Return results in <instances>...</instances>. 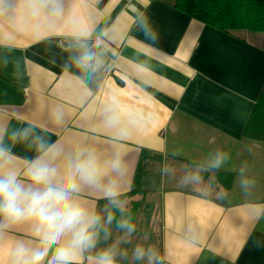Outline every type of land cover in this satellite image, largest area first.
Masks as SVG:
<instances>
[{
	"label": "crops",
	"instance_id": "1",
	"mask_svg": "<svg viewBox=\"0 0 264 264\" xmlns=\"http://www.w3.org/2000/svg\"><path fill=\"white\" fill-rule=\"evenodd\" d=\"M81 43L115 59L114 72L78 68ZM263 87L262 34L226 33L163 0H0L3 144L21 172L35 147L9 134L25 127L60 148L61 159L90 148L121 161L104 183L115 178L122 195L136 183L140 192L136 230L121 244L129 258L119 264H137V244L156 249L163 264H264V141L244 135ZM218 151L228 154L219 169L183 182ZM217 170L233 174L229 190ZM80 196L97 209L107 203L98 188ZM29 233L28 225L0 233V264ZM122 235L113 224L97 248Z\"/></svg>",
	"mask_w": 264,
	"mask_h": 264
},
{
	"label": "clouds",
	"instance_id": "2",
	"mask_svg": "<svg viewBox=\"0 0 264 264\" xmlns=\"http://www.w3.org/2000/svg\"><path fill=\"white\" fill-rule=\"evenodd\" d=\"M146 37L156 40L150 24L143 25ZM88 32L81 36L87 37ZM97 39L96 47L101 46ZM79 55L72 57L75 65L84 71H95L101 64L100 54L86 43H81ZM11 143L31 142L36 155L27 161L22 172L13 164L11 149L3 144L0 134V233L19 225L30 227V240H18L9 249L7 264H119L129 258V243L136 225L126 215V202L121 199V188L115 178L104 183L108 173L118 172L121 161H102L94 150L80 149L73 158L61 159L62 150L49 145L29 127L13 130ZM226 152L218 151L205 166H196L182 177L186 184H199L202 173L219 169ZM242 187L248 182L242 181ZM85 187L98 188L107 203L97 209L81 198ZM222 195L227 192L222 190ZM123 234L110 245L97 248L101 237L111 236V226ZM259 247V244H257ZM137 264H163L159 253L151 246L137 244L131 250Z\"/></svg>",
	"mask_w": 264,
	"mask_h": 264
},
{
	"label": "trees",
	"instance_id": "3",
	"mask_svg": "<svg viewBox=\"0 0 264 264\" xmlns=\"http://www.w3.org/2000/svg\"><path fill=\"white\" fill-rule=\"evenodd\" d=\"M174 8L181 10L191 17L196 18L206 24L220 28V30L234 34L242 30L250 32L264 33V0H163ZM250 120L244 130V135L264 141V87L254 105ZM149 158L148 152H143L141 162ZM142 174V166L137 172L138 178ZM216 180L221 182L225 189L229 190L232 186L233 174L231 172L217 170ZM138 185L124 195L121 199L139 193ZM127 211L134 222L138 202Z\"/></svg>",
	"mask_w": 264,
	"mask_h": 264
},
{
	"label": "built area",
	"instance_id": "4",
	"mask_svg": "<svg viewBox=\"0 0 264 264\" xmlns=\"http://www.w3.org/2000/svg\"><path fill=\"white\" fill-rule=\"evenodd\" d=\"M98 54H100L101 64L100 66L95 70L91 71L96 74L100 75H109L115 70V59L110 57H105L100 51H96Z\"/></svg>",
	"mask_w": 264,
	"mask_h": 264
},
{
	"label": "rangeland",
	"instance_id": "5",
	"mask_svg": "<svg viewBox=\"0 0 264 264\" xmlns=\"http://www.w3.org/2000/svg\"><path fill=\"white\" fill-rule=\"evenodd\" d=\"M260 34H262V36H264V33H260ZM138 198V196H136V195H132V196H129V197H127L126 198V200H125V202H126V207L128 208V209H131L135 204V200ZM114 225H115V223H114ZM136 225V224H135ZM136 227H137V225H136Z\"/></svg>",
	"mask_w": 264,
	"mask_h": 264
}]
</instances>
